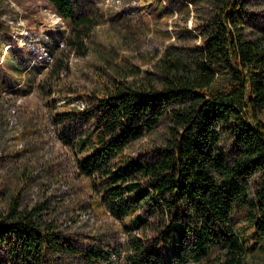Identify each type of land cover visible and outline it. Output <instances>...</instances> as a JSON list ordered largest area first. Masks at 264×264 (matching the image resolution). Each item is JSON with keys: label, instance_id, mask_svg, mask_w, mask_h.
<instances>
[{"label": "trees", "instance_id": "trees-1", "mask_svg": "<svg viewBox=\"0 0 264 264\" xmlns=\"http://www.w3.org/2000/svg\"><path fill=\"white\" fill-rule=\"evenodd\" d=\"M48 1L70 24L68 43L85 55L97 21L75 0ZM184 1L176 9L194 11L186 30L198 44L168 46L156 77L130 72L108 94L88 96L81 111L57 116L91 121L77 174L93 181L111 216H131L127 230L141 229L129 238L134 264H245L264 255V29L246 32L249 0ZM159 126L162 142L149 155L125 153ZM107 253L74 246L35 208L11 200L0 213V264H58L62 254L102 262Z\"/></svg>", "mask_w": 264, "mask_h": 264}, {"label": "rangeland", "instance_id": "rangeland-1", "mask_svg": "<svg viewBox=\"0 0 264 264\" xmlns=\"http://www.w3.org/2000/svg\"><path fill=\"white\" fill-rule=\"evenodd\" d=\"M75 1L97 21L85 55L68 43L70 24L48 0H0V43L9 42L0 50V213L13 200L20 210L37 209L74 246L108 250L102 262L62 254L58 264H134L129 238L141 236V229L127 230L131 216H111L93 181L77 174L78 142L94 136L91 121L57 114L81 111L88 96L108 94L114 80L130 72L156 77L168 46L200 42L186 30L193 31L194 11L176 9L184 0ZM242 20L248 34L264 29V0H249ZM164 132L156 127L125 153L149 155ZM221 143L234 155L226 133ZM245 264H264V255L253 253Z\"/></svg>", "mask_w": 264, "mask_h": 264}, {"label": "built area", "instance_id": "built-area-1", "mask_svg": "<svg viewBox=\"0 0 264 264\" xmlns=\"http://www.w3.org/2000/svg\"><path fill=\"white\" fill-rule=\"evenodd\" d=\"M62 101H63V103H65L66 100L64 99V100H62ZM82 106H83V105H82ZM81 108H82V107H81Z\"/></svg>", "mask_w": 264, "mask_h": 264}]
</instances>
